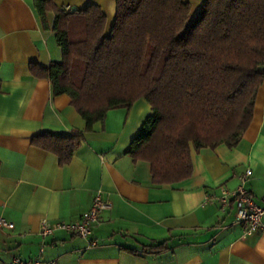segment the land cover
Masks as SVG:
<instances>
[{
  "label": "crops",
  "instance_id": "crops-1",
  "mask_svg": "<svg viewBox=\"0 0 264 264\" xmlns=\"http://www.w3.org/2000/svg\"><path fill=\"white\" fill-rule=\"evenodd\" d=\"M184 1L191 15L203 2ZM55 2L98 4L108 29L116 10V0ZM61 56L32 0H0V216L13 223L0 227V264H14L15 257L26 264L36 258L57 264H264V228L243 235L235 203L222 206L217 199L234 190L250 168L243 185L264 205V84L235 146H191L190 177L158 185L150 164L127 152L151 114L148 102L141 98L128 109H110L86 129L70 97L54 95L49 79L31 72L32 65L48 67ZM76 130L82 137L67 162L33 140L42 133ZM96 192L110 207L99 214L89 236L66 230L39 234L42 218L79 219ZM161 242L164 248L155 249Z\"/></svg>",
  "mask_w": 264,
  "mask_h": 264
},
{
  "label": "trees",
  "instance_id": "trees-1",
  "mask_svg": "<svg viewBox=\"0 0 264 264\" xmlns=\"http://www.w3.org/2000/svg\"><path fill=\"white\" fill-rule=\"evenodd\" d=\"M32 5L62 56L31 72L70 97L86 129L110 109L148 102L151 114L127 152L150 164L155 184L190 177L191 146L233 147L250 125L264 84V0H203L194 15L184 0H116L109 29L95 3ZM81 137L76 130L33 140L67 162Z\"/></svg>",
  "mask_w": 264,
  "mask_h": 264
},
{
  "label": "built area",
  "instance_id": "built-area-1",
  "mask_svg": "<svg viewBox=\"0 0 264 264\" xmlns=\"http://www.w3.org/2000/svg\"><path fill=\"white\" fill-rule=\"evenodd\" d=\"M68 9L69 7H65ZM251 174V169L247 168L239 176V185L232 191H222L217 197L222 206L228 205L233 201L236 205L235 221L242 226L243 235L249 234L258 229L264 228L262 217H264V205H259L250 196L248 190L243 185L247 177ZM110 207L109 202L102 199L99 192L93 196L90 207L82 213L79 219L72 222L49 221L42 218L39 225V234L47 236L56 230H66L76 236L87 237L92 232V226L97 222L99 214ZM0 227L12 228L13 223L0 216ZM96 242L91 240L90 245ZM14 264H26L24 260L17 257L13 259ZM31 264H57L55 259L41 260L36 258L30 261Z\"/></svg>",
  "mask_w": 264,
  "mask_h": 264
}]
</instances>
